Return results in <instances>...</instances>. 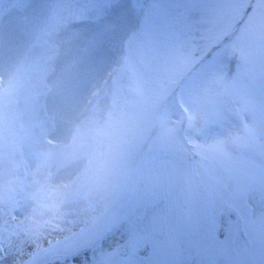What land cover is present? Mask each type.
<instances>
[{
  "label": "rangeland",
  "instance_id": "rangeland-1",
  "mask_svg": "<svg viewBox=\"0 0 264 264\" xmlns=\"http://www.w3.org/2000/svg\"><path fill=\"white\" fill-rule=\"evenodd\" d=\"M0 264H264V0H0Z\"/></svg>",
  "mask_w": 264,
  "mask_h": 264
},
{
  "label": "trees",
  "instance_id": "trees-1",
  "mask_svg": "<svg viewBox=\"0 0 264 264\" xmlns=\"http://www.w3.org/2000/svg\"><path fill=\"white\" fill-rule=\"evenodd\" d=\"M40 247H36V249H39ZM44 248V247H43ZM45 249V248H44ZM44 249H41V250H44ZM82 249H78L76 252H73V254L71 256H74L76 254H78Z\"/></svg>",
  "mask_w": 264,
  "mask_h": 264
}]
</instances>
